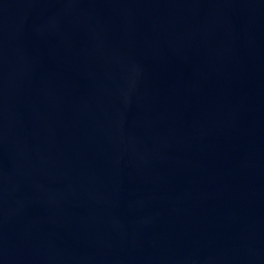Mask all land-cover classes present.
I'll return each instance as SVG.
<instances>
[{
	"label": "water",
	"instance_id": "95a60500",
	"mask_svg": "<svg viewBox=\"0 0 264 264\" xmlns=\"http://www.w3.org/2000/svg\"><path fill=\"white\" fill-rule=\"evenodd\" d=\"M0 264H264V0H0Z\"/></svg>",
	"mask_w": 264,
	"mask_h": 264
}]
</instances>
